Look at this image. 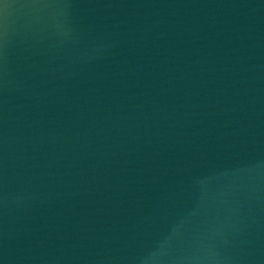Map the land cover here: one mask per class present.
Masks as SVG:
<instances>
[{
	"label": "water",
	"instance_id": "95a60500",
	"mask_svg": "<svg viewBox=\"0 0 264 264\" xmlns=\"http://www.w3.org/2000/svg\"><path fill=\"white\" fill-rule=\"evenodd\" d=\"M0 264H264V0H0Z\"/></svg>",
	"mask_w": 264,
	"mask_h": 264
}]
</instances>
